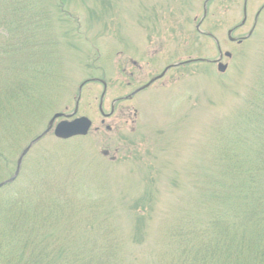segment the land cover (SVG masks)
Returning a JSON list of instances; mask_svg holds the SVG:
<instances>
[{
  "label": "rangeland",
  "instance_id": "1",
  "mask_svg": "<svg viewBox=\"0 0 264 264\" xmlns=\"http://www.w3.org/2000/svg\"><path fill=\"white\" fill-rule=\"evenodd\" d=\"M207 1L116 0L111 10L110 4L102 0L86 4L74 0L66 9L71 19L59 20L56 13L52 14L54 35L49 34V39L55 49L53 62L59 67L54 78L47 81L44 98L58 102L53 110L44 112L40 130L35 131L33 139L45 133L54 113L67 108L75 110L79 88L87 80L108 82L109 111L113 100L127 97L169 65L190 59L218 60L220 53L213 38L223 53L231 52L234 56L231 60L224 58V63L229 64L226 74H218L214 63L171 71L157 87L124 104L134 106L140 112L138 116L132 113L124 121L120 116L107 120L112 131L101 126L99 106L103 86L87 85L77 117L90 118L94 123L92 132L87 137L62 142L54 134L48 135L34 147L20 176L9 186L25 185L33 167L41 163H46L51 173L62 174L64 180L75 183V188L72 184L64 187L70 200L59 224L73 243L72 254L93 243L88 238V224L98 222L103 215L116 220L114 225L121 226L127 234L133 228L135 231L139 222L132 210L149 187L152 190L151 185L158 195L154 200L156 210L147 214V231L151 233L153 229L155 241L159 240L155 228L165 222L172 202L177 209L183 199L185 210L192 214L200 212L189 205L187 196L195 202L194 183L200 168L212 166V156L220 145V136L216 135L230 131L236 110L242 106L240 98L264 55V10L256 33L243 45L231 43L228 36L233 31L234 38L247 37L264 0H248V21L244 27L241 24L245 0H212L201 26L204 34L199 35L197 25L205 14ZM65 19L71 21V29L64 26ZM69 30L75 35L66 39ZM0 32V37L11 39L8 32ZM132 60L141 69L133 66ZM129 83L134 84L131 87ZM104 150L109 151V157ZM20 156V151L12 155L11 164H16ZM9 172L8 176L2 174V181L15 175L16 166ZM7 187L0 190V196ZM115 228L124 238H130L125 252L127 260L146 263L150 259L147 247L136 245L133 237ZM139 232L144 237L145 230ZM79 259L85 264L84 259Z\"/></svg>",
  "mask_w": 264,
  "mask_h": 264
},
{
  "label": "trees",
  "instance_id": "2",
  "mask_svg": "<svg viewBox=\"0 0 264 264\" xmlns=\"http://www.w3.org/2000/svg\"><path fill=\"white\" fill-rule=\"evenodd\" d=\"M72 1L0 0V30L12 39L0 37V183L2 174L8 176L16 166L12 155L45 115L39 113L54 107L44 98L47 81L59 67L49 39L54 35L52 14L59 20L69 18L66 9ZM102 1L111 10L116 6V0ZM63 21L68 29L71 21ZM74 35L69 30L65 38ZM240 101L243 105L236 118L232 116L230 131L216 135L220 145L212 166L200 168L195 202L187 196L189 205L200 212L185 210L183 199L177 209L170 203L165 222L155 228L158 241L152 239L153 229L147 231V214L156 210L158 195L151 185L153 191L149 187L132 210L139 222L135 231L127 234L114 225L116 220L103 215L88 224L93 243L72 254L73 243L59 224L70 200L64 187L75 188V183L43 165L25 185L8 186L0 196V264H82L79 258L85 264H264V58ZM115 227L133 237L136 245L147 247L146 263L127 260L130 238ZM143 229L144 237L139 232Z\"/></svg>",
  "mask_w": 264,
  "mask_h": 264
},
{
  "label": "flooded vegetation",
  "instance_id": "3",
  "mask_svg": "<svg viewBox=\"0 0 264 264\" xmlns=\"http://www.w3.org/2000/svg\"><path fill=\"white\" fill-rule=\"evenodd\" d=\"M132 63L135 67L137 68H140L141 69V66L138 64L137 61H134L132 60ZM163 80H160V81H157L155 84H153L149 89L153 88L154 86L158 85L160 82H162ZM92 83V82H91ZM133 83H129V86H132ZM104 87V91H103V94L104 92L106 93L108 90H109V86H108V89L106 91V88L105 86L103 85ZM102 96V95H101ZM136 96L138 95H135V96H132L127 103L133 101ZM103 98V96H102ZM100 100V106H99V114L102 115L103 117V120L101 121V126H103V129H106L107 131H112L113 127L108 125L107 124V120H111V119H114L116 118L117 116H120L122 118V120H126L127 119V115L128 114H136L135 116H138V114L140 113L134 106L132 105H129V106H120V101L121 99L123 98H117L115 100H113V102L111 103V109L108 111L106 108H107V95L105 96V98H103V100ZM82 100V99H81ZM80 100V102H81ZM79 112L77 111H73V112H70L69 111V108H67L66 110L64 111H61V112H58L56 114H78ZM130 117V115H129ZM64 119H68V118H64ZM102 129V130H103ZM96 131H99L100 128L98 129H95ZM101 132V131H100ZM134 133H135V130H134ZM110 155L109 152L106 153V156ZM114 160V159H113Z\"/></svg>",
  "mask_w": 264,
  "mask_h": 264
},
{
  "label": "water",
  "instance_id": "4",
  "mask_svg": "<svg viewBox=\"0 0 264 264\" xmlns=\"http://www.w3.org/2000/svg\"><path fill=\"white\" fill-rule=\"evenodd\" d=\"M227 56H230V54H227ZM175 67V66H173ZM173 67L168 68L164 74L162 76H160L158 79L163 78L166 73ZM227 70V66L224 65H220V71L221 72H225ZM60 115H57L54 120L52 121V123L50 124V129L49 131L53 128V124L56 121V119L60 118ZM92 128V122L88 119V118H81L78 120H75L73 122H62L61 124L58 125V127L55 130V134L59 139H63V140H68L70 138L76 137V136H87L90 132ZM39 141V139L37 140ZM36 141V142H37ZM34 142L33 144H31V146L29 148H27V150L24 152L19 165H21L23 158L27 155V153L32 149V147L34 146V144L36 143ZM13 181V180H12ZM10 181V182H12ZM5 184H3L2 186H4ZM1 186V187H2Z\"/></svg>",
  "mask_w": 264,
  "mask_h": 264
}]
</instances>
